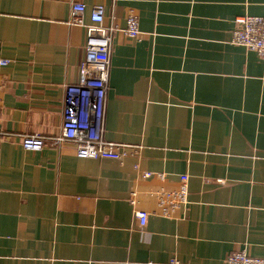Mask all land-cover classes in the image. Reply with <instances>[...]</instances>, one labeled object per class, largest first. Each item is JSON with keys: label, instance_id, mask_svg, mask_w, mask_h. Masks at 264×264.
Here are the masks:
<instances>
[{"label": "crops", "instance_id": "0c3cea01", "mask_svg": "<svg viewBox=\"0 0 264 264\" xmlns=\"http://www.w3.org/2000/svg\"><path fill=\"white\" fill-rule=\"evenodd\" d=\"M96 5L112 30L102 136L122 160L62 138ZM245 15L264 0H0V264L264 258V60L231 42ZM34 134L41 151L21 145Z\"/></svg>", "mask_w": 264, "mask_h": 264}, {"label": "built area", "instance_id": "2783aa9c", "mask_svg": "<svg viewBox=\"0 0 264 264\" xmlns=\"http://www.w3.org/2000/svg\"><path fill=\"white\" fill-rule=\"evenodd\" d=\"M85 12L84 4H74L72 22L85 26L83 20ZM105 20V7L94 6L91 13L92 24L86 27L85 60L80 64L78 79L68 84L65 90L62 138L76 144V154L81 158L122 160L130 152L121 145L104 141L101 129L105 115L112 33V30L105 26ZM124 33L132 40H137L141 36L136 15L131 14L127 17ZM231 42L256 53L264 60V17L251 15L237 17ZM46 141L44 137L34 134L23 137L21 145L29 151H41ZM188 181V176H181L182 186L177 196L180 203L187 201ZM136 215L140 226L144 227L148 214L138 212ZM170 264L187 263L173 258ZM225 264H264V258H256L246 251H238L231 253Z\"/></svg>", "mask_w": 264, "mask_h": 264}]
</instances>
